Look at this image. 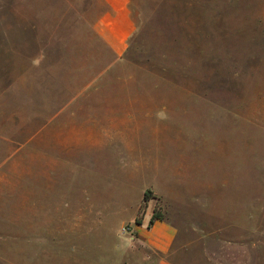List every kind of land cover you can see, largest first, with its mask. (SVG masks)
I'll return each instance as SVG.
<instances>
[{"label": "rangeland", "instance_id": "rangeland-1", "mask_svg": "<svg viewBox=\"0 0 264 264\" xmlns=\"http://www.w3.org/2000/svg\"><path fill=\"white\" fill-rule=\"evenodd\" d=\"M128 6L118 53L106 0H0V264H152L153 209L183 264H264V0Z\"/></svg>", "mask_w": 264, "mask_h": 264}, {"label": "crops", "instance_id": "crops-1", "mask_svg": "<svg viewBox=\"0 0 264 264\" xmlns=\"http://www.w3.org/2000/svg\"><path fill=\"white\" fill-rule=\"evenodd\" d=\"M106 2L108 7L98 21L100 33L113 50L119 53L124 49L125 39L133 29V19L128 0ZM140 220L134 221L131 228L133 232L122 236V240L127 238L135 247H141V252L146 250L152 264H183L175 257L177 251L172 249L177 234L175 224L165 218H156L150 225L145 222V218Z\"/></svg>", "mask_w": 264, "mask_h": 264}, {"label": "trees", "instance_id": "trees-1", "mask_svg": "<svg viewBox=\"0 0 264 264\" xmlns=\"http://www.w3.org/2000/svg\"><path fill=\"white\" fill-rule=\"evenodd\" d=\"M151 192H152L151 189L144 190V193H143L144 201L152 196ZM156 218H163V215L159 211L153 209L152 213L150 214L147 224L150 225ZM135 221L140 222L141 220L136 218Z\"/></svg>", "mask_w": 264, "mask_h": 264}, {"label": "built area", "instance_id": "built-area-1", "mask_svg": "<svg viewBox=\"0 0 264 264\" xmlns=\"http://www.w3.org/2000/svg\"><path fill=\"white\" fill-rule=\"evenodd\" d=\"M124 229H125V227H124Z\"/></svg>", "mask_w": 264, "mask_h": 264}]
</instances>
